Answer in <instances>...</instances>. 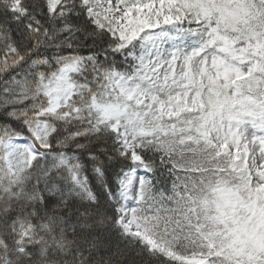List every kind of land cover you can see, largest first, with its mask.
I'll return each instance as SVG.
<instances>
[{"label":"snow or ice","instance_id":"snow-or-ice-1","mask_svg":"<svg viewBox=\"0 0 264 264\" xmlns=\"http://www.w3.org/2000/svg\"><path fill=\"white\" fill-rule=\"evenodd\" d=\"M0 264H264V0H0Z\"/></svg>","mask_w":264,"mask_h":264}]
</instances>
